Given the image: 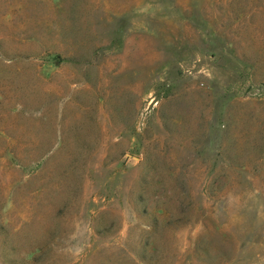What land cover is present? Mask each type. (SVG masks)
<instances>
[{
	"label": "rangeland",
	"instance_id": "obj_1",
	"mask_svg": "<svg viewBox=\"0 0 264 264\" xmlns=\"http://www.w3.org/2000/svg\"><path fill=\"white\" fill-rule=\"evenodd\" d=\"M0 264H264V0H0Z\"/></svg>",
	"mask_w": 264,
	"mask_h": 264
}]
</instances>
